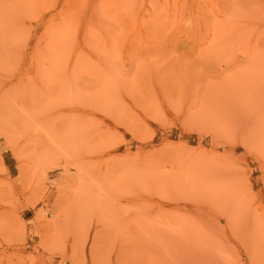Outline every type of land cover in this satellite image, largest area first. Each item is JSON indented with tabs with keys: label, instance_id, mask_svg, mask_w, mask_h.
I'll use <instances>...</instances> for the list:
<instances>
[{
	"label": "rangeland",
	"instance_id": "rangeland-1",
	"mask_svg": "<svg viewBox=\"0 0 264 264\" xmlns=\"http://www.w3.org/2000/svg\"><path fill=\"white\" fill-rule=\"evenodd\" d=\"M94 262L264 264V0H0V264Z\"/></svg>",
	"mask_w": 264,
	"mask_h": 264
},
{
	"label": "bare ground",
	"instance_id": "bare-ground-1",
	"mask_svg": "<svg viewBox=\"0 0 264 264\" xmlns=\"http://www.w3.org/2000/svg\"><path fill=\"white\" fill-rule=\"evenodd\" d=\"M90 245H91V244H90ZM94 246H95V245L92 244V245L90 246L91 249H89V250H91V251H95V250H94V249H95ZM93 248H94V249H93ZM89 252H90V251H89ZM91 253H93V252H91ZM95 255H96V254H95ZM95 255H93V256H95ZM91 260H92V259H91ZM93 260H94V259H93ZM73 261H74V260H73ZM90 264H91V263H90ZM93 264H97V263L94 262Z\"/></svg>",
	"mask_w": 264,
	"mask_h": 264
}]
</instances>
